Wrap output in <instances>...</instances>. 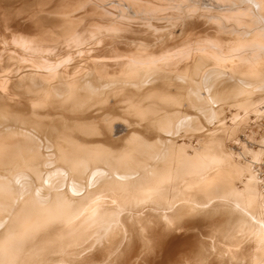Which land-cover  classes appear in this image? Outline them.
<instances>
[{"label":"bare ground","instance_id":"obj_1","mask_svg":"<svg viewBox=\"0 0 264 264\" xmlns=\"http://www.w3.org/2000/svg\"><path fill=\"white\" fill-rule=\"evenodd\" d=\"M0 264H264V0H0Z\"/></svg>","mask_w":264,"mask_h":264}]
</instances>
